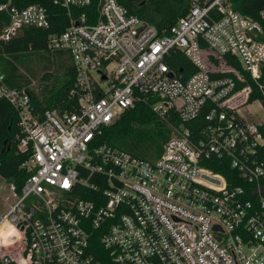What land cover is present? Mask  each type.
I'll use <instances>...</instances> for the list:
<instances>
[{
	"label": "built area",
	"instance_id": "obj_1",
	"mask_svg": "<svg viewBox=\"0 0 264 264\" xmlns=\"http://www.w3.org/2000/svg\"><path fill=\"white\" fill-rule=\"evenodd\" d=\"M235 1L189 0L159 29L118 0H99L96 12L94 0H55L69 23L48 51L71 54L67 99L45 108L0 67L27 177L21 192L10 183L0 264H264V122L244 114L264 109V9L255 19ZM0 12L2 42L52 28L41 5ZM180 55L194 73L175 69ZM139 104L171 130L153 161L102 141Z\"/></svg>",
	"mask_w": 264,
	"mask_h": 264
},
{
	"label": "trees",
	"instance_id": "obj_2",
	"mask_svg": "<svg viewBox=\"0 0 264 264\" xmlns=\"http://www.w3.org/2000/svg\"><path fill=\"white\" fill-rule=\"evenodd\" d=\"M7 2L19 9L35 4L45 7L52 25L51 30L48 31L34 27L25 28L8 43L0 40V67L8 84L17 89L26 88L35 97L36 102L45 108L60 105L63 100L67 99L68 90L74 85L75 70L69 52L51 53L48 51V37L50 34L65 31L69 23L66 10L61 5H55V0H0V3ZM98 2L99 0H94L93 10L95 12ZM118 2L159 29L174 26L181 17L187 14L189 9V0H118ZM234 8L243 15L257 19L260 11L264 9V0H236ZM8 24L9 18L5 13L0 12V35ZM38 54H53L55 59L62 63L63 71L59 87H54L42 97L37 96L31 90L30 81L21 75L18 69L23 66L31 72L30 65L32 64L28 63V59ZM174 65L175 69H184L189 74L196 71L183 55H180ZM236 66L241 68L239 64ZM52 77V74L46 73L43 80L49 81ZM17 122V114L11 105L6 101H0V176L9 183L15 184L17 191L21 192L27 177L20 170L25 156L17 151L16 137L19 131ZM170 137L171 130L167 124L161 121L148 106L139 104L136 108L126 111L117 122L106 128L102 141L134 157L153 161L162 155ZM207 166L229 176L228 171L218 166L210 164Z\"/></svg>",
	"mask_w": 264,
	"mask_h": 264
},
{
	"label": "rangeland",
	"instance_id": "obj_3",
	"mask_svg": "<svg viewBox=\"0 0 264 264\" xmlns=\"http://www.w3.org/2000/svg\"><path fill=\"white\" fill-rule=\"evenodd\" d=\"M31 63V72H28L23 66H20L19 73L30 81L29 87L39 97L46 94L54 87H59L62 71V63L55 59L53 54L35 55L28 59ZM52 74L49 81H44L43 76ZM244 114L250 122H264V109L261 104L255 102L249 107V112L244 110ZM14 192L11 190L10 183L0 176V220L14 204Z\"/></svg>",
	"mask_w": 264,
	"mask_h": 264
},
{
	"label": "bare ground",
	"instance_id": "obj_4",
	"mask_svg": "<svg viewBox=\"0 0 264 264\" xmlns=\"http://www.w3.org/2000/svg\"><path fill=\"white\" fill-rule=\"evenodd\" d=\"M4 229H2V231H1V236H4Z\"/></svg>",
	"mask_w": 264,
	"mask_h": 264
},
{
	"label": "water",
	"instance_id": "obj_5",
	"mask_svg": "<svg viewBox=\"0 0 264 264\" xmlns=\"http://www.w3.org/2000/svg\"><path fill=\"white\" fill-rule=\"evenodd\" d=\"M183 70H181V72H182ZM264 192V191H263Z\"/></svg>",
	"mask_w": 264,
	"mask_h": 264
}]
</instances>
